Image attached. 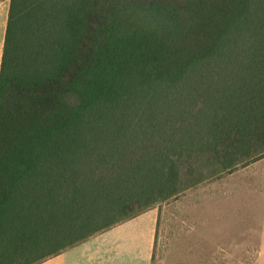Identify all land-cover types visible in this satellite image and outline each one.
I'll list each match as a JSON object with an SVG mask.
<instances>
[{
    "label": "trees",
    "instance_id": "trees-1",
    "mask_svg": "<svg viewBox=\"0 0 264 264\" xmlns=\"http://www.w3.org/2000/svg\"><path fill=\"white\" fill-rule=\"evenodd\" d=\"M9 1L0 264L177 197L184 162L197 185L264 158V0Z\"/></svg>",
    "mask_w": 264,
    "mask_h": 264
},
{
    "label": "rangeland",
    "instance_id": "rangeland-1",
    "mask_svg": "<svg viewBox=\"0 0 264 264\" xmlns=\"http://www.w3.org/2000/svg\"><path fill=\"white\" fill-rule=\"evenodd\" d=\"M251 165L195 185L207 162H184L188 187L141 214L157 225L152 264H264V193H245Z\"/></svg>",
    "mask_w": 264,
    "mask_h": 264
},
{
    "label": "crops",
    "instance_id": "crops-1",
    "mask_svg": "<svg viewBox=\"0 0 264 264\" xmlns=\"http://www.w3.org/2000/svg\"><path fill=\"white\" fill-rule=\"evenodd\" d=\"M9 5V0L0 1V71ZM251 164L249 170L253 180L250 186L247 182L245 193H264V158ZM210 213L214 212L211 210ZM156 235V222L147 221L146 217L141 215L120 223L41 264H152ZM259 236L261 244L264 245V232ZM263 253L260 257L264 263Z\"/></svg>",
    "mask_w": 264,
    "mask_h": 264
}]
</instances>
